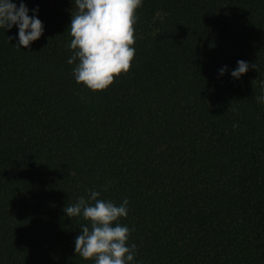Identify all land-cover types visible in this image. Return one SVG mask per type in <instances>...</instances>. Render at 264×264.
Segmentation results:
<instances>
[{"label":"trees","instance_id":"trees-1","mask_svg":"<svg viewBox=\"0 0 264 264\" xmlns=\"http://www.w3.org/2000/svg\"><path fill=\"white\" fill-rule=\"evenodd\" d=\"M23 2L44 31L0 29V264H95L64 212L90 190L129 200L131 264H264V0H142L131 69L98 92L67 63L74 0Z\"/></svg>","mask_w":264,"mask_h":264},{"label":"clouds","instance_id":"clouds-1","mask_svg":"<svg viewBox=\"0 0 264 264\" xmlns=\"http://www.w3.org/2000/svg\"><path fill=\"white\" fill-rule=\"evenodd\" d=\"M76 12L71 16L68 27L72 37L69 48L72 56L69 65L75 62L72 75L77 84H82L92 92L105 91L121 74H127L135 57L136 11L142 6V0H74ZM29 9L23 0L19 6L13 0H0V29L18 28L19 49H28L38 40L44 26L37 18L38 9ZM14 37H7L11 41ZM244 60L237 61V67L231 71V77L239 79L249 68ZM227 71V66L219 69V75ZM264 89V82L261 83ZM264 103V95L256 97ZM234 129L237 124L232 126ZM101 193L90 190L88 198L81 196L74 204L66 206L64 212L68 218L82 217L90 223L81 227L80 235L75 239V254L85 261L94 260L95 264H131L136 255V244L128 245L130 233L134 231L122 226L119 221L128 215L129 200L125 198L118 206L112 201L98 199Z\"/></svg>","mask_w":264,"mask_h":264}]
</instances>
